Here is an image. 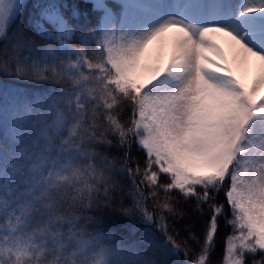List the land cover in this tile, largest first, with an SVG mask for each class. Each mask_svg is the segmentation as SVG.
I'll return each mask as SVG.
<instances>
[{
  "label": "snow or ice",
  "instance_id": "6c2138e0",
  "mask_svg": "<svg viewBox=\"0 0 264 264\" xmlns=\"http://www.w3.org/2000/svg\"><path fill=\"white\" fill-rule=\"evenodd\" d=\"M0 38L52 86L0 144V264H213L221 217L217 264H264V0H0Z\"/></svg>",
  "mask_w": 264,
  "mask_h": 264
},
{
  "label": "trees",
  "instance_id": "16d2710c",
  "mask_svg": "<svg viewBox=\"0 0 264 264\" xmlns=\"http://www.w3.org/2000/svg\"><path fill=\"white\" fill-rule=\"evenodd\" d=\"M27 4H32L35 0H25ZM111 2V1H110ZM31 12V9H28ZM18 24H24L23 20L17 21ZM25 30H28L27 25L25 24ZM10 34V33H9ZM37 42L40 43L39 39ZM4 47V40L0 38V49ZM11 72V69H9ZM52 89V86L46 83H34L30 81L20 80L18 78L13 77L10 74H5L2 70H0V144H2L6 139L11 143V140L8 135V129L10 127L11 117L16 110L22 111L31 101L36 98L41 97L42 95H47L49 91ZM127 118V115L125 116ZM113 155H121L116 151H113ZM133 155L136 159L141 161L143 153L138 151L137 147L133 146ZM127 186L130 187L131 181L129 179H125L123 181ZM219 202L223 203L222 196L219 198ZM182 206H183V202ZM151 206V204H149ZM191 206H189L190 208ZM227 207V205H226ZM88 215H92V213H88ZM230 211L228 216L230 218ZM94 220L97 222L99 226V230L108 236V239L103 241L104 246L111 248L115 241L112 239L113 237L116 240L119 239H137L139 236L143 235L145 229L140 224L130 223L126 218L120 217L119 219H112L111 215L108 219H104L102 216L98 219L94 217ZM170 225V231L177 236V239L184 241H190V234L188 232V227L193 228L194 230H200L203 221L200 220L198 214H193L192 211H188L185 215L184 222L179 220H171L168 221ZM95 229H90V231H94ZM231 231L230 228L225 225V218L221 217L220 219V230L217 236L216 242V251L213 254V264H217V261L221 257L223 251V244L225 236ZM190 247H193V250L197 249L199 246L194 245L190 242ZM191 255L188 259H191ZM177 259H185L183 252L179 254Z\"/></svg>",
  "mask_w": 264,
  "mask_h": 264
},
{
  "label": "rangeland",
  "instance_id": "374dc122",
  "mask_svg": "<svg viewBox=\"0 0 264 264\" xmlns=\"http://www.w3.org/2000/svg\"><path fill=\"white\" fill-rule=\"evenodd\" d=\"M111 1V0H110ZM205 3H211V0H204Z\"/></svg>",
  "mask_w": 264,
  "mask_h": 264
}]
</instances>
